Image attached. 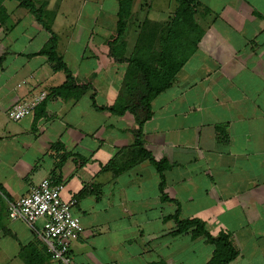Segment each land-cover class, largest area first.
<instances>
[{
    "label": "crops",
    "instance_id": "0c3cea01",
    "mask_svg": "<svg viewBox=\"0 0 264 264\" xmlns=\"http://www.w3.org/2000/svg\"><path fill=\"white\" fill-rule=\"evenodd\" d=\"M30 1L46 27L21 0H0V264H61L42 241V220L7 214L43 177L76 199L84 230L70 255L81 264H205L214 245L192 228L173 233L175 215L227 233L237 250L229 264H264V0H193L199 37L185 62L149 112L122 114L90 96L135 103L119 58L144 49L154 63L176 0H129L116 55L108 42L119 0ZM47 28L72 76L91 85L78 96L51 93L66 73L38 54ZM42 90L33 113L6 116ZM140 148L164 161L161 173Z\"/></svg>",
    "mask_w": 264,
    "mask_h": 264
},
{
    "label": "trees",
    "instance_id": "16d2710c",
    "mask_svg": "<svg viewBox=\"0 0 264 264\" xmlns=\"http://www.w3.org/2000/svg\"><path fill=\"white\" fill-rule=\"evenodd\" d=\"M177 8L175 16L167 23L166 29L162 31L160 52H157V59L150 62L149 56L144 49L137 50L133 56L129 58H119L120 61L127 63L125 82L127 86L133 87L134 102L130 107L126 105L101 106L96 104L94 93L91 94V100L97 109H109L115 113L122 114L125 110L131 109L134 111L136 107H143L147 112L150 110V100L153 99L159 92L167 88L171 80L174 78L178 69L185 62L192 46L188 42L196 41L199 33L195 32L193 27V0H176ZM21 4L27 7L39 20L42 26L46 27L42 21L41 10L36 8L34 3L30 0H21ZM130 1L119 0V10L117 12V26L115 33L108 42L109 53L116 55L115 48L119 47L115 43L122 36L125 31V18L128 16ZM48 29V28H47ZM50 37L45 46L38 51V54H44L52 63L54 70H63L66 73V81L54 87L52 94L69 96L70 94L78 96L79 93L86 89H90L91 85L88 83H78L72 76L71 71L63 61L62 57L56 52L57 35L48 29ZM193 43V44H194ZM122 54V52H119ZM132 103V102H131ZM137 142H140L139 132L136 135ZM138 154L148 156L151 162L161 173L164 166V161H155L151 154L146 150L140 148ZM176 229L173 233L187 231L192 228L191 235L193 237L204 236L205 241L214 245V250L208 262L205 264H229L237 256V250L232 245L229 236L225 232H221L217 236L211 235L204 228L203 222L198 219H178L175 215Z\"/></svg>",
    "mask_w": 264,
    "mask_h": 264
},
{
    "label": "built area",
    "instance_id": "2783aa9c",
    "mask_svg": "<svg viewBox=\"0 0 264 264\" xmlns=\"http://www.w3.org/2000/svg\"><path fill=\"white\" fill-rule=\"evenodd\" d=\"M45 97L46 92L42 90L27 100L15 102L7 109L6 116L20 120L33 113ZM63 188V183L43 177L27 194L8 205L7 214L29 226L42 220L40 236L50 256L61 264H81L71 258L70 244L82 234L84 227L72 211L76 199L61 198Z\"/></svg>",
    "mask_w": 264,
    "mask_h": 264
},
{
    "label": "rangeland",
    "instance_id": "374dc122",
    "mask_svg": "<svg viewBox=\"0 0 264 264\" xmlns=\"http://www.w3.org/2000/svg\"><path fill=\"white\" fill-rule=\"evenodd\" d=\"M131 52H134L135 53L136 51H134V49H133Z\"/></svg>",
    "mask_w": 264,
    "mask_h": 264
}]
</instances>
